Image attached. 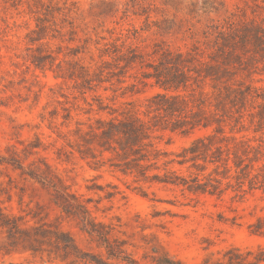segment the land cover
Here are the masks:
<instances>
[{
    "label": "rangeland",
    "instance_id": "rangeland-1",
    "mask_svg": "<svg viewBox=\"0 0 264 264\" xmlns=\"http://www.w3.org/2000/svg\"><path fill=\"white\" fill-rule=\"evenodd\" d=\"M210 1L0 0V206L6 213L33 225L38 220L31 214L38 212L68 231L82 252L106 259L97 238L84 231L81 211L49 185L61 183L95 221L114 227L113 235L126 240V252L139 264H155L153 247L183 264H199L231 247L264 248V233L250 227L264 219L263 189H228L218 197L142 183L143 195L106 158L80 154V130L97 118L144 116L146 100L160 91L133 78L141 77L138 66L121 70L124 62L115 64L114 48L125 54L134 48L152 60L155 49L185 50L203 39L206 25L232 15L264 19V10L254 6L261 0H213L215 8L188 13L191 4ZM243 77L263 87L264 67ZM85 78L92 79L90 87ZM201 133L165 129L154 142L175 156ZM5 243L0 233V245ZM11 263L67 264L46 254H0V264Z\"/></svg>",
    "mask_w": 264,
    "mask_h": 264
},
{
    "label": "trees",
    "instance_id": "trees-1",
    "mask_svg": "<svg viewBox=\"0 0 264 264\" xmlns=\"http://www.w3.org/2000/svg\"><path fill=\"white\" fill-rule=\"evenodd\" d=\"M213 3L203 2L201 7L191 4L188 13L194 16L200 9L205 12L207 6L215 8ZM254 6L264 10V0ZM190 35L193 37L194 33ZM202 38L185 50L155 49L157 58L152 60L134 48L127 54L114 48L115 64L124 62L121 70L138 66L141 77L134 74L133 78L160 91L146 100L144 116L97 118L88 130H80V154L106 158L110 166L131 176L136 183L133 189L143 195L146 190L142 183L171 185L192 194L218 197L228 189L237 194L248 189L264 190V86H254L243 77L260 65L264 67V19H234L232 15L223 24L206 25ZM91 80L85 78L84 82L90 87ZM165 129L202 133L171 156L173 153L154 142ZM249 132L253 135L249 136ZM22 173L39 177L33 172ZM49 185L67 206L81 211L79 219L84 231L97 238V246L105 250L106 259L100 254L96 258L82 252L68 231L38 212L31 214L38 221L26 225L21 216L6 213L1 206L0 233L6 243L0 245V254H46L67 264H114L111 259L139 264L126 252V240L113 235L114 227L95 221L88 208L61 183ZM250 227L253 232L264 233V219L258 217ZM151 250L155 264H183L156 247ZM199 264H264V248L241 251L231 247L221 256L205 257Z\"/></svg>",
    "mask_w": 264,
    "mask_h": 264
}]
</instances>
